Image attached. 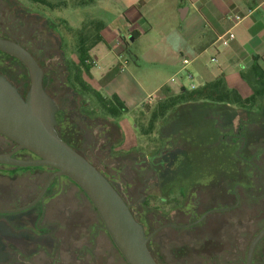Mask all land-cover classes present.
Wrapping results in <instances>:
<instances>
[{"label": "rangeland", "instance_id": "rangeland-1", "mask_svg": "<svg viewBox=\"0 0 264 264\" xmlns=\"http://www.w3.org/2000/svg\"><path fill=\"white\" fill-rule=\"evenodd\" d=\"M151 1L153 9L148 15V20H154L160 11L165 19L169 11L168 4ZM47 2L50 7L27 0H0V22L28 25L3 27L25 38L34 55L42 58V65H48V69L56 72L55 85L50 88V92L54 96L56 107L66 108L61 116L56 115V120L62 129L61 136L68 145L76 151L85 152L87 145L84 144L86 137L82 134V124L88 132L101 129L109 137L110 151L102 161L103 169L109 172L118 191L134 205L135 216L131 213L141 224L146 235L164 223H177V219H180L175 217L177 211L186 212L191 209L193 198L198 191L211 193L222 187L232 191L234 187L239 189L237 185L247 186L252 183L260 188L257 170L264 179V98L255 107L248 109L215 102L178 105L163 119L157 120L152 129L148 128L149 117L157 103L146 105L138 112L123 114L119 118L125 119L123 125H127L125 143L123 149H119L117 147L120 145L121 134L113 124L115 120L103 116L94 100L89 95L79 93L71 81L72 68L78 63L77 31L83 29L87 35L92 34L93 26L89 27V22L109 21L118 8L112 0ZM105 65H108V62L103 60L101 64L90 69L89 74L95 81L85 74L83 79L102 96L109 97L111 80L103 82L102 78L116 65L112 64L102 75L101 67ZM0 70L6 71L14 84L19 85V82L27 81L28 86L25 70L2 55ZM227 82L234 88L229 89L235 90L242 99L250 98L252 91L244 80L228 79ZM175 92L171 94L179 93ZM133 146H136L135 149H129ZM145 160L148 163L156 161L160 164L156 167L148 166ZM139 163L155 169V173L139 174V167L134 166ZM145 178L151 179L142 183ZM68 185L66 202L70 205L71 215L85 216L102 224L96 210L81 190L72 181ZM140 187L142 189L138 192ZM77 197L82 200L80 207L76 201ZM55 199L56 206L62 203L58 197ZM199 216L200 213H197L191 220ZM11 217L8 216L9 219ZM212 217L207 216L205 221ZM258 219L249 215L242 218L245 225L250 221V233L242 229L231 233L227 228L224 229L220 237L223 249L217 254L212 251L213 244L207 243L210 235L194 238L193 231L202 227L204 222L194 230H160L149 248L160 264H240V252L245 257L251 239L264 224V221ZM86 231L88 233L81 235L85 243L86 237L94 230L89 227ZM0 232L3 233L0 236V264H29L20 253L23 247L17 238L20 236L31 239V235L13 229ZM3 235H8L9 238L6 239ZM71 235L75 237L77 232L73 231ZM83 242L74 244L72 240V253L57 255L59 260H49L43 254H36L32 264H50L53 261L55 264H127L105 231L96 234L95 247L87 245L89 250L92 248V258L74 252L82 250L85 246L82 247ZM227 244L231 247L230 251L227 250ZM262 246L264 239L259 244L254 263L260 261L259 257L263 259L262 255L258 254ZM78 253L82 260L76 256Z\"/></svg>", "mask_w": 264, "mask_h": 264}, {"label": "crops", "instance_id": "crops-1", "mask_svg": "<svg viewBox=\"0 0 264 264\" xmlns=\"http://www.w3.org/2000/svg\"><path fill=\"white\" fill-rule=\"evenodd\" d=\"M112 1L118 8L116 14L101 21L102 42L89 54L94 66L108 62L101 67L102 75L112 64L118 68L108 94L123 101L127 108L124 114L140 111L148 105L149 97L151 104L160 102L166 95L163 89L179 91L169 81L181 75L182 59L189 60L186 71L192 75L191 81L178 78L183 88L216 79L233 88L228 79L240 80V72L253 64L254 57L264 70V0H156L157 4L166 2L169 11L165 19L160 11L152 21L148 20L151 0ZM232 14L245 19L233 26L226 18ZM229 29L234 39L222 46L219 38ZM125 121L118 118L113 123L121 134L119 149L125 143Z\"/></svg>", "mask_w": 264, "mask_h": 264}, {"label": "flooded vegetation", "instance_id": "flooded-vegetation-1", "mask_svg": "<svg viewBox=\"0 0 264 264\" xmlns=\"http://www.w3.org/2000/svg\"><path fill=\"white\" fill-rule=\"evenodd\" d=\"M3 26L28 25L25 23L15 24L0 22V38L18 43L33 56L43 71V86L55 102L54 96L52 92H50V88H54L56 72L52 71V69H48V65H42V58L40 56L34 55V53L28 47L29 43L25 42V38L10 32L7 27ZM28 41L32 40L28 39ZM0 55L15 65H19L23 71L25 70L24 66L16 59L1 52ZM24 74L27 77L26 70ZM0 75L5 77L7 81L16 87L21 95L25 94L27 90H25L27 87V81L19 82V85H16L10 81L6 71L0 70ZM65 109L66 108H64V106H57V111L55 113V129L59 137L65 143H67L61 136L62 129L56 120V115L65 113ZM81 127L82 134L86 137L84 144L87 145V148L85 152L78 151V153H80V155H82L87 161L93 164L118 191L114 185V180L111 178L109 172L103 169L104 165H102L103 159L108 156L110 151L109 137L101 129L98 131L94 130L93 132H88L83 124ZM14 148L15 144L0 135V154H8L12 152ZM11 158L18 160H33L36 157L28 151L20 150L11 155ZM144 162L148 166L153 167H156L157 164H160L156 161L148 163V161L145 160ZM147 165H144V163H139L136 165L134 164L135 167H139L137 172L141 175H152L155 173V169H150L149 167L147 168ZM257 172L258 182L260 184V188H262V193H260V188L256 187L253 183L247 186L237 185L239 189L234 187L232 191L227 190L226 187H222L217 192L211 193L208 191H198L195 196L193 195L194 202L191 209L187 210L186 212L177 211L178 213H176L175 217L180 218L177 219V223L172 224L167 222L161 226H158L157 229L163 226L179 225L187 227H163L160 230L170 229L172 231H177L182 228L194 230L197 225L204 222L202 227H199L197 230L195 229L193 231L195 232L193 234L194 238L196 237L199 239L204 238L205 235H210L209 237L211 238L208 239L207 243L211 245L213 244L212 251L214 254L219 253L223 249V244L220 237L222 236V231L224 229L227 228V231H230L231 233L235 232L236 229H242L244 232L250 233L252 231L251 226H248L250 221H248L246 225L242 221V218L247 215L254 216L259 218L260 221H264V179L262 178L260 171L257 170ZM55 173V170L47 167H13L0 164V230L6 232L8 229H13L31 235V239H25L20 236L17 238L19 244L23 247L20 253L24 256L25 260L27 259L28 262H30L29 264L34 262L36 254H43L49 260H55V258L56 260H59L56 256H59L62 253L71 254L73 251L71 241L74 240V244L83 242L81 235L88 233L86 229L89 227L94 231L89 233V235L86 237V243L83 242L82 247L83 245L85 246L82 248V250H75L74 252L77 251L81 255H87L88 257L92 258V248L89 250L87 245L91 244L95 247L96 234L99 231H105L102 227V224H98L95 220H89L85 216L78 217L71 215L70 205H68V202H66V194H68L69 191L68 183L71 180L64 176L57 177ZM147 179L151 178H145L142 183H145ZM141 189L142 187L138 188V192ZM183 193L184 192L181 194L183 195ZM119 194L129 207V210L133 212V215L135 216L133 211L134 205L130 204L127 198L124 197L120 192ZM55 197H58L59 200L62 201V203H60L58 206L55 205ZM76 201L78 202L79 207L82 206L81 199L77 197ZM17 209L23 210L18 212L4 213ZM197 213H200V216L195 220H191L194 219ZM9 215L12 216L11 219L8 218ZM210 215L213 217L205 221L206 217ZM263 227L264 224L258 231H256V234ZM157 229L150 233V235H153L151 236L148 243H151L157 232L160 231H156ZM73 231L77 232L75 237H72L71 235ZM2 234L3 233L0 232V236H2ZM3 237L6 239L9 238L8 235H3ZM263 239L264 237L257 243L255 247L251 264H264V246H262L261 250L258 252L259 255H262L263 259L259 257L260 261L254 263V256L257 254L259 244ZM2 247L4 248L5 246ZM227 250H231V247L228 244ZM79 253L76 256L79 260H82V257L79 256ZM245 260L246 255L243 257L240 252V264H245ZM18 264L25 263L18 262ZM50 264H55V262L53 261V263Z\"/></svg>", "mask_w": 264, "mask_h": 264}, {"label": "water", "instance_id": "water-1", "mask_svg": "<svg viewBox=\"0 0 264 264\" xmlns=\"http://www.w3.org/2000/svg\"><path fill=\"white\" fill-rule=\"evenodd\" d=\"M0 52L20 62L28 79L27 90L21 95L16 87L0 75V135L15 144L12 152L0 154V164L47 167L55 170L57 177L68 178L92 204L103 229L127 264H157L148 250V242L153 234L146 235L106 177L59 137L55 129L57 107L43 86V71L37 61L21 45L3 38H0ZM20 150L28 151L36 158H11ZM263 237L264 227L249 243L245 264H251L255 247Z\"/></svg>", "mask_w": 264, "mask_h": 264}, {"label": "trees", "instance_id": "trees-1", "mask_svg": "<svg viewBox=\"0 0 264 264\" xmlns=\"http://www.w3.org/2000/svg\"><path fill=\"white\" fill-rule=\"evenodd\" d=\"M27 1L31 3L49 5L50 7V4L47 2V0ZM92 26L93 33L90 35L84 33L83 29L77 31L76 56L78 63L72 68L71 81L74 88L79 93L89 95L94 100L98 107V111L103 116L116 120L127 112V108L123 101L115 94L110 95L109 97L102 96L83 79V74L89 75L90 69L94 66L89 54L90 51L97 44L102 42L100 31L103 28V23L90 21L89 27ZM258 59V57H254L253 64L245 71L240 72L241 79L244 80L251 88L252 94L250 98L242 99L235 90L226 87L223 79H216L211 83H206L203 86H199L194 89H183L175 95L168 92V90L166 91L163 89V91L166 92L165 98L158 102L154 110L151 111L148 128L152 129L153 124L157 120L163 119L170 110L177 107L178 105L186 103L215 102L235 105L237 107L246 109L255 107L256 104L264 98V70L258 63ZM117 72V67L112 68V70L102 78V81L104 82L111 80ZM120 141L121 139L119 142ZM149 246L150 243H148V248ZM148 250L150 251V248ZM151 255L153 256L156 263L160 264L152 253Z\"/></svg>", "mask_w": 264, "mask_h": 264}, {"label": "built area", "instance_id": "built-area-1", "mask_svg": "<svg viewBox=\"0 0 264 264\" xmlns=\"http://www.w3.org/2000/svg\"><path fill=\"white\" fill-rule=\"evenodd\" d=\"M226 18H227V20L232 22L233 26H235V25H238L239 23H241L245 19V16L240 15V14H232V15H228ZM233 39H234V33L232 32V29L227 30L225 32V34L219 38L220 44L222 46L227 45V43ZM212 61H213V59H212ZM188 64H189V60L182 59V61H181V65H182L181 75L180 74L175 75L169 81L171 84H174L178 88L179 91H181L183 89H194V88H196V86H194L193 84H190L187 88H183L182 85H180V83L178 82V78H181L183 76L187 80H190V81L192 80L191 73L186 71V67ZM151 102H152V97H149L147 104L150 105Z\"/></svg>", "mask_w": 264, "mask_h": 264}]
</instances>
